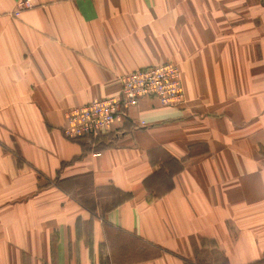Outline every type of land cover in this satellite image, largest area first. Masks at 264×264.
<instances>
[{
  "label": "crops",
  "instance_id": "obj_1",
  "mask_svg": "<svg viewBox=\"0 0 264 264\" xmlns=\"http://www.w3.org/2000/svg\"><path fill=\"white\" fill-rule=\"evenodd\" d=\"M166 63L182 104L63 136ZM261 261L264 0H0V264Z\"/></svg>",
  "mask_w": 264,
  "mask_h": 264
},
{
  "label": "built area",
  "instance_id": "obj_2",
  "mask_svg": "<svg viewBox=\"0 0 264 264\" xmlns=\"http://www.w3.org/2000/svg\"><path fill=\"white\" fill-rule=\"evenodd\" d=\"M144 98L174 107L185 100L180 67L166 63L130 73L121 79V92L109 99H99L66 113L62 130L67 139L99 138L117 121L128 116V109Z\"/></svg>",
  "mask_w": 264,
  "mask_h": 264
},
{
  "label": "trees",
  "instance_id": "obj_3",
  "mask_svg": "<svg viewBox=\"0 0 264 264\" xmlns=\"http://www.w3.org/2000/svg\"><path fill=\"white\" fill-rule=\"evenodd\" d=\"M128 198H130V195H123L122 197H121V199L118 201V202H114L115 203V206L117 205V204H119V203H122L124 200H126V199H128ZM264 261H261V262H257L256 264H261V263H263Z\"/></svg>",
  "mask_w": 264,
  "mask_h": 264
},
{
  "label": "rangeland",
  "instance_id": "obj_4",
  "mask_svg": "<svg viewBox=\"0 0 264 264\" xmlns=\"http://www.w3.org/2000/svg\"><path fill=\"white\" fill-rule=\"evenodd\" d=\"M144 70V69H143ZM99 100V99H98ZM95 101V100H94ZM91 103V102H90ZM89 104V103H88ZM87 105V104H86ZM85 106V105H84ZM79 108V107H78ZM63 133V132H62ZM64 136V135H63Z\"/></svg>",
  "mask_w": 264,
  "mask_h": 264
}]
</instances>
